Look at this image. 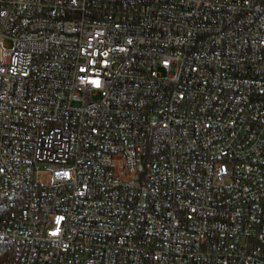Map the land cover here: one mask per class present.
I'll use <instances>...</instances> for the list:
<instances>
[{"label":"built area","instance_id":"obj_1","mask_svg":"<svg viewBox=\"0 0 264 264\" xmlns=\"http://www.w3.org/2000/svg\"><path fill=\"white\" fill-rule=\"evenodd\" d=\"M0 264H264V0H0Z\"/></svg>","mask_w":264,"mask_h":264}]
</instances>
